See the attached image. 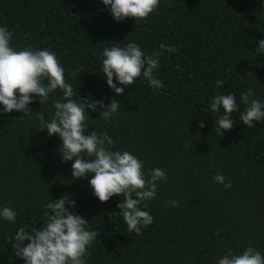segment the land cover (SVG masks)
<instances>
[{
    "label": "trees",
    "instance_id": "16d2710c",
    "mask_svg": "<svg viewBox=\"0 0 264 264\" xmlns=\"http://www.w3.org/2000/svg\"><path fill=\"white\" fill-rule=\"evenodd\" d=\"M0 26L14 33L17 50L54 52L73 99L80 94L105 106L119 99L109 121L89 110L88 132L106 131L113 149L135 155L145 172L167 173L155 199L141 205L153 223L141 234L129 232L116 207L122 197L99 201L91 177L73 178V161L62 162L59 136L37 130L40 112L47 120L62 92L51 93L43 106L35 97L23 120L20 112L3 114L0 208H12L17 217L14 223L0 218V264H25L14 255L15 233L34 225L39 230L51 214L46 204L65 194L76 201L66 207L97 232L86 264H215L229 250L242 253L249 245L264 255V120L243 125L240 104L232 129L222 134L209 107L217 93H234L239 103L249 87L264 101V55L255 50L264 39V0H160L146 19L121 22L102 0H0ZM130 42L147 53L161 44L176 52H165L155 70L162 88L140 77L116 97L102 73V53ZM217 80L224 81L219 88ZM216 174L232 187L216 183ZM170 200L178 206L166 204Z\"/></svg>",
    "mask_w": 264,
    "mask_h": 264
},
{
    "label": "clouds",
    "instance_id": "9594fccd",
    "mask_svg": "<svg viewBox=\"0 0 264 264\" xmlns=\"http://www.w3.org/2000/svg\"><path fill=\"white\" fill-rule=\"evenodd\" d=\"M116 22L126 18L142 20L155 12L160 0H102ZM14 33L6 26H0V105H3L0 116L13 111L23 115V120L33 111L29 105L36 102L43 106L51 93L59 90L62 99L54 102V112L49 113L46 120L40 112L38 131L47 130L49 137L59 136L62 143L58 146V155L62 162L73 161L71 176L88 179L92 193L101 202H108L111 197L119 196L123 223L129 232L141 234L142 228L150 226L154 217L145 210L147 202L155 199L159 182H167L166 170L161 168L144 170L143 161L129 151L113 149V140L106 131L88 132L87 118L89 110H99V117L105 121L113 119L118 113L119 99H113L107 106L104 101L91 98L73 99V86L67 83L64 68L54 52L48 49L22 47L17 50L12 46ZM256 55H264V39L258 41ZM165 52L174 53V45H160V50L147 53L134 42L124 47L113 44L105 47L102 53V73L107 85L121 96L126 88L142 77L154 89L163 87L161 80L154 75L159 67V60ZM250 73V72H249ZM252 73V72H251ZM115 81V82H114ZM224 81L217 80L219 88ZM119 85V86H118ZM254 89L249 87L240 93L239 103L234 93L215 94L210 101L211 112L216 114L215 128L230 131L233 127L232 113L240 104L243 111L239 120L247 127L254 122L264 120V101L253 98ZM222 110V111H221ZM199 128L205 127L201 121ZM216 183L224 188H231V182L225 183L222 174L213 177ZM65 194L46 204L51 214L39 230L35 225L31 228L20 227L15 233L12 244L14 255L25 264H86L87 249L97 239V232L87 229L88 220L70 211L66 205L75 207L76 201ZM173 207L178 206L176 200L167 201ZM17 212L8 206L0 208V218L14 223ZM219 235V231H217ZM215 264H264V255L249 245L242 253L231 250L218 258Z\"/></svg>",
    "mask_w": 264,
    "mask_h": 264
}]
</instances>
